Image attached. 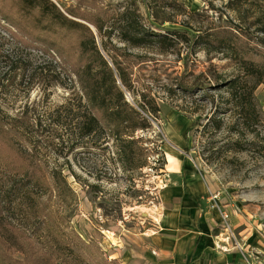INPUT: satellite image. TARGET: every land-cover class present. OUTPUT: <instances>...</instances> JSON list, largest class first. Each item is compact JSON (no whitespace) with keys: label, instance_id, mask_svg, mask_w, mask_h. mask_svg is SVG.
I'll use <instances>...</instances> for the list:
<instances>
[{"label":"rangeland","instance_id":"rangeland-1","mask_svg":"<svg viewBox=\"0 0 264 264\" xmlns=\"http://www.w3.org/2000/svg\"><path fill=\"white\" fill-rule=\"evenodd\" d=\"M51 1L68 17L89 26L124 99L148 117L150 126L133 132L139 138L137 145L147 148L145 165L125 170L106 130L96 126L91 134L82 135L75 125L82 117L89 122L91 110L72 65L82 56L83 60L94 58L99 65L87 33L58 25L40 30L22 17L14 1L0 0V110L10 117L25 112L28 118H38L44 129L36 149L32 137L21 135L12 141L0 136V190H16L19 175L14 168L19 169L25 158L15 148H32L38 152L39 168L48 183L38 194L46 203L49 225L65 228L67 237L77 233L94 251L120 264H129V256L140 257L143 263L138 264H152L166 249L158 236L177 232L170 221L176 212L170 209L178 204L170 203L166 186L180 182V177L169 178L167 168L171 156L182 151L204 188L200 208L209 227L207 259L264 264V81L256 83L223 52L206 51L202 43L191 46V41H178L163 52L156 46H131L112 28L117 17L111 14L134 2L154 31L186 30L191 37L196 33L192 28L205 30L229 22L231 17L224 11L227 0H158L155 5L160 6L154 7L158 21L147 7L148 0ZM176 4L195 14L188 17ZM4 15L16 25L6 22ZM185 19L192 28L180 23ZM97 22L105 35L97 32ZM35 38L54 43L71 64L62 66L57 52L44 53L43 42ZM112 59L129 87L121 82ZM22 64L26 70L21 72ZM99 71L105 74L103 81L110 82L101 66ZM236 74L244 93L252 88L256 120L252 113V119L244 122L236 101L222 87L221 79ZM30 79L38 82L28 89ZM143 100L157 106V116L143 109ZM28 127L34 128L32 123ZM56 170L61 179L51 176ZM43 189L46 192L41 194Z\"/></svg>","mask_w":264,"mask_h":264},{"label":"trees","instance_id":"trees-1","mask_svg":"<svg viewBox=\"0 0 264 264\" xmlns=\"http://www.w3.org/2000/svg\"><path fill=\"white\" fill-rule=\"evenodd\" d=\"M12 1L17 5L22 17L30 20L40 30L58 25L61 28L87 33L91 40L95 59L96 61L98 59L99 65L110 78V82L103 81L105 74L100 73V66L94 63V58L83 60L82 56L80 61L74 62L73 73L87 97L91 110L87 116L89 122H85L82 117L75 122V125L78 130H81L82 135L91 134L96 126L106 130L107 134L111 138L113 137L115 154L125 170H133L145 165L144 155L147 148L137 145L139 138L134 137L133 132L137 128L146 129L150 126V121L147 116L130 106L124 99L121 90L115 83L112 67L94 44L93 33L89 26L68 17L51 0ZM157 1L148 0L147 2V7L153 16H155L154 7L160 6L159 4L155 5ZM164 5L173 6L170 2H164ZM176 5L188 17L192 18L195 14V12H187L183 4ZM224 11L228 12L231 17L229 22L213 24L205 30L192 28L188 19L182 20L180 22L182 25L196 31L194 35L188 37L189 33L186 30L154 31L150 25L144 22L138 6L134 2H129L119 12L111 14L112 17L114 15L117 17V26L113 25L112 28L117 29L121 41L128 42L131 46H156L159 51L163 52L173 48L178 41L186 43L191 41V46L202 43L206 51L223 52L243 74L255 77L256 83L264 81V1L227 0L224 4ZM67 13L73 17H79L70 12ZM2 18L12 25H16L8 16L4 15ZM154 19L158 21L157 16ZM91 23L93 22L91 21ZM94 25L97 27L98 33L105 35L101 23L97 22ZM112 28L107 33H111ZM17 29L25 36L32 37L23 28L17 26ZM35 39L43 42L44 53L57 52L62 66L70 63L54 43L40 38ZM87 51L88 49L83 43V55H86ZM112 62L119 72L123 85L129 87L118 63L113 59ZM20 69L21 72L25 71L26 66L22 64ZM238 75L221 79L222 87L230 93L233 97L231 99L236 101L239 117L244 122L252 119V113L256 120L257 115L251 96L252 88H248V92L244 93L243 82ZM22 80H24L23 75H21L20 81ZM37 82L38 80L30 79L27 82L28 89ZM143 101L145 103L143 109L147 110L149 114L157 116L159 111L157 106L152 105L149 101ZM34 120L35 122H33ZM39 121L38 118H32V116L26 117L25 112L10 117L0 110V136L6 135L12 141L17 140V137L21 135L26 138L32 137L34 138L32 148L36 149L37 137L44 135V129ZM31 123L34 128L28 127ZM122 134H127L126 138H122ZM15 149L18 154L23 152L20 156L25 159L19 169L14 168V171L19 175L16 180V190L9 193L0 190V264H120L116 258L107 259L105 253L98 249L97 252L94 251L88 243L77 238V233L72 232L70 237H67L65 228L55 229L49 225L46 203L42 201L43 195L38 194L41 191V186L48 184L45 185L43 171L39 168L38 152L27 148ZM12 164L14 165V163ZM60 175L57 170L51 172L54 180L59 177L61 179ZM45 192L46 190L43 189L41 194Z\"/></svg>","mask_w":264,"mask_h":264},{"label":"crops","instance_id":"crops-1","mask_svg":"<svg viewBox=\"0 0 264 264\" xmlns=\"http://www.w3.org/2000/svg\"><path fill=\"white\" fill-rule=\"evenodd\" d=\"M177 154L172 155L169 160L167 175L170 178L179 174L180 182L166 186L170 203L178 204V207L170 209V212H176L170 221L173 224L172 229L177 232L158 236V242L165 244L166 249L161 251L162 257L152 264H222L207 259L211 245L208 223L200 208V198L204 191L201 179L194 167L188 163L185 154L182 155V151ZM129 260V264L143 263L140 257L132 259L129 256Z\"/></svg>","mask_w":264,"mask_h":264}]
</instances>
